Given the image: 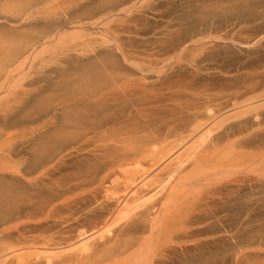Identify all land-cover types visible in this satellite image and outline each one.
<instances>
[{
  "label": "bare ground",
  "instance_id": "6f19581e",
  "mask_svg": "<svg viewBox=\"0 0 264 264\" xmlns=\"http://www.w3.org/2000/svg\"><path fill=\"white\" fill-rule=\"evenodd\" d=\"M6 1L4 0L3 3ZM28 1L29 0H27V2ZM66 1L33 0L28 3L26 2V4H21L22 9L18 8V5L21 3L18 1L19 3L17 2L18 5H16L15 8L16 10L18 8L21 13L18 10L15 12L13 9L11 11L9 8L14 7L11 3L12 6L10 4L8 5L10 7L0 3L2 5H0L1 7L4 6V8L7 7L11 12L14 11L12 19L18 18L19 20L20 16L22 19L23 15H27L26 13L29 12L30 19L28 18V15V17H24L28 18L29 22H35L34 19H36L37 22L42 20L46 23L47 20L44 21L42 19V17H45L44 19L48 18V20L51 21H48V23H54L52 21L53 19L56 18L57 21H60V18L63 16L64 19L65 17L67 18V25H70L71 27L74 26L73 30L69 29L70 31H67V25H63L66 22H63L62 24L60 21V26L58 25V22H56V25L59 27H65V30L60 32L56 25L54 26L52 24L54 27L50 28L49 24L46 23L45 25L47 27L42 24L43 27L45 26V30L42 27V30H44L42 31L41 28L37 29L38 26H40L37 24V28H35V26L33 28L29 27V25L33 24L28 25L25 21L27 19H25V25L27 24L30 32L25 28L22 19V21H19L22 26L17 22V26L19 25L18 27H21L22 30L17 27V32L16 30L10 32V30L14 29V26H16L15 21L14 28L11 24V27H8L11 29H6L7 31L4 30L5 32H8L6 33L8 35L11 33V37L9 36L10 38H13L11 41H9L10 38L8 35H2L3 31L0 32L1 39H4L1 35L7 37L4 41H0V93L1 97H6L5 99L4 97L0 99V102L4 100L10 101V98L13 96H17L16 98H18V96L21 97L20 100L16 99L19 102H22L21 100L24 101L26 98H30V90H25L27 85H38L39 87H36L35 89H37L39 93L43 92L45 86L43 84L40 86L39 83L43 82L44 84H47L50 79L47 78L49 80H46V77L44 78L43 75L37 76L41 72V70L39 72V69L45 70L50 62L52 63L54 59V61H56V58H58L59 55L63 57L64 53L67 56L69 52V56H67L69 58L70 51L74 52L75 56L77 52L80 51L81 53H79V55L77 54V56H79L78 59L81 60L82 56L80 55L84 53L81 50H86V48L91 47V44L98 42L106 47L108 44H112L113 47L115 46V48L121 52L124 61L132 64L134 69L139 72V75L134 73V69L131 71H124L125 69H122V71L120 70V72H118L119 69H115L114 63L112 62L113 57L111 58L110 54H106V56L103 55L105 57H100L103 53L87 49L88 51L90 50L93 52V55L95 56L91 59L96 61L91 63L93 60L90 61L89 58L88 60L90 62H88V65L84 63V66L82 65L83 67L81 66L82 61L81 64L79 62L80 65H78L82 69L79 68L77 70V67H75V70L80 73L78 72V74L76 72L75 74L74 72L73 76H76H74L75 79H73L74 77L71 78L73 79L72 81L69 79L72 74H70L71 70L67 69V72L69 70L70 75L68 74L69 76H67L66 74L65 76L69 77V82L65 76L62 77L63 79H58L59 81L61 80L59 82L61 87H64L63 90L61 89L62 91L59 89L60 95L59 92H57L59 91L57 88L52 91L54 94L51 93L52 86L48 87V89L50 88L49 93L53 94L51 99V94L48 95V98H43L45 94L43 92L42 99L34 94V97H39L38 101L36 102L37 98H34L33 102L35 101V103L31 104V102H29V104L30 106L35 105L33 108L36 109V112L33 108H29L28 113L32 109L33 114L31 111L30 116L32 114L33 116L36 115V117H28L29 114L27 115V112H25L26 115L24 113V117L22 118L21 115L20 118H18L21 113L17 115L18 117L14 116V118L11 115L14 121L17 118L19 119H17L15 123L19 121L18 127H20V132L17 131L18 133L16 132V135L15 132L14 135H11L10 133L8 135L7 133L9 131L6 133L7 129L3 128V125H0L3 130H6L5 132H2V134L4 133L8 135L6 137L0 132V138L1 136H3L2 138H4V136L6 137L2 140L3 142L0 141L1 144L5 143V141H9L7 143H10L9 146L11 147L12 136H15V138L18 137V140H20L17 141L16 139V141L12 142L13 144L14 142H20L19 149L16 148L18 146L14 148L13 145V148H6V150L14 149L17 152L12 151L11 153V151H7L6 153H3L1 149L2 152L0 153V160H2L0 171L9 173L8 175L12 177V180L14 178V180L18 181V185L15 184L14 186L0 182V264H156L155 260L158 257L163 256V258H165L163 254L164 251H166L167 255L172 252L169 251V253H167V250H170L169 247L172 248V245H169L168 243L172 244L175 238L178 241L181 240L178 235L184 237L186 233H190L185 231V233H181V236L179 230L184 227L186 230V225L188 224L190 226L189 228L187 226V228L190 229L192 223L191 220H193L191 219L193 218V216H191L192 213H196L198 209L199 211L203 210L198 206L200 205V202L196 205L197 200L201 199V195L206 196L207 199L211 194L217 196V194L222 192V194H224V199L222 200L224 201L239 199L242 195L244 197L242 191L245 188V185L243 186V184L247 185V181L245 182V180L249 179L250 182H259L260 179L264 178V75L261 80H255L256 82L253 80L250 82L252 78H256L253 75L252 78L249 76L251 79H248L249 83L247 82L245 85L243 84L244 86L241 81L240 83L242 86L240 84L237 86V83L234 84L233 82L232 85V83L227 82L230 78H228L229 80H227V78H219L220 81H225V85L221 86L219 88L220 90L215 92V94L212 93L211 90L216 88H212V84L209 83L210 86L206 83L202 90L199 91V87H197L198 90H194L195 93H191L194 97H190L191 95H189L190 98H186V96L183 95L186 98V101L188 102L189 100V102L182 105L177 103L174 104L176 100L180 99L178 97L180 94L178 93H185L186 90L189 89L184 88L185 90L182 91L180 89L177 93L178 99L173 100L176 94L175 96L172 95L173 93L170 94V89L169 91L167 90L170 87L167 88L168 85L166 87L162 85V90H165L163 89L164 86L167 88L165 92L167 93L168 91V94H170L167 99L161 98L164 96V91H159L162 94L161 97L159 96L161 94L153 92L160 97L161 101L165 99L166 102H173L174 105L168 107L170 112L175 111L177 114L174 112V117L167 116V120L164 119L166 117L160 118V121H158L159 119L154 120L153 117H159V114L161 115L162 111L163 113L165 112L164 114H166V112L169 113V109L162 110L159 107L161 104L162 106L165 104V100L161 102L158 100L159 98H157L154 102H161L160 105L157 104V106L159 105L157 108L158 111L161 109L159 114L157 110L152 111L157 112V114L154 113L155 115H151L153 114L152 112L150 113V116L146 115L147 112L145 114L146 109H144V107L149 105V102L152 103L154 101L153 98H155L152 97V100L151 97H147L152 101L145 100V98L143 99V97L148 96L145 95L146 93L151 92L145 88L146 81L143 85L140 84V81H144L143 78H145L142 74L146 73L149 68L146 69V71L142 69L140 64L135 62L137 60V54L135 51H131L132 49L130 50L128 46L127 48L124 47L119 35L126 32V29L123 30L124 32L121 30L120 32L122 33H120L118 29L108 26L110 22L113 21L112 18L115 17L113 12L115 10L117 11L119 7L125 6L124 8H120V11L123 13L127 12L128 14V11H131L134 7V3L132 2L131 4L132 0H96V8L94 7L95 9L93 10L92 7L89 11L88 9L84 10L86 12L74 11L67 14L66 12L68 9L69 11L70 9L73 10V5H69L70 8L66 9L67 11H64V7L60 9V12L66 14H63L62 16L60 14V17L57 16L58 12L55 9H59V6L62 4L66 5ZM82 1L84 2V0ZM82 1L79 0L78 2L81 3ZM11 2L15 1L12 0ZM67 3L73 4L72 2H69V0ZM127 3L131 5L129 6ZM77 4L79 5V3ZM140 4H138V7ZM37 5L40 8L37 7ZM40 5H43L44 7ZM46 5H51L48 9H52V11L47 10L49 11L48 13L44 11V15L42 16L41 14L43 13H41V7L46 8ZM79 6L77 8H79ZM1 7V14H11L9 13V10H6V12L1 11L4 9ZM86 7L88 8V6ZM86 7L84 8L86 9ZM33 9L38 10L40 13L39 16L37 14L38 12L35 13L36 11L34 12ZM62 9L63 11H61ZM30 10H33L35 13L32 12L33 15H35V18L32 14V16L30 15ZM16 13L18 14V17H15ZM49 13H53L51 14V18L48 15ZM97 14L101 15L97 16ZM0 16L2 17V15ZM36 16L39 18L41 17L39 21ZM1 17L0 21L1 19L3 21L7 19V17H4L5 19ZM32 17L33 20L31 19ZM63 17L61 19H63ZM12 19L11 21L10 19L8 20L12 23ZM90 19L93 21H88ZM85 20L90 23H85ZM84 25L92 28H97L98 26L104 28L99 37L97 36L100 39L96 40V37L93 36L94 33H89V29L87 30L88 33H86L85 30L88 27L84 29ZM3 26H5V24ZM1 28L2 30L5 29V27L0 26V31ZM67 28L70 27L67 26ZM33 29H36V33ZM24 30L28 33H24L23 35ZM37 30H40L43 33H40V31ZM19 31L22 34L19 33ZM12 33H14V37L12 36ZM17 33L19 35H17ZM209 36H207V38H209ZM85 37L91 39L87 40ZM202 39L197 40V42L201 41V46L204 45L202 44ZM199 42L197 44H199ZM195 43L196 41H193L192 44L195 45ZM209 49L210 48H208V50ZM87 50L85 55L88 52ZM74 54L71 55L74 57ZM88 54L90 53L88 52ZM99 54L100 56L97 57ZM65 55L64 57H66ZM61 56L59 58H62ZM72 56L69 58L70 62H64L65 68L69 66L67 63L73 65L72 63H74L75 59L72 62ZM96 57L97 59H95ZM66 58L64 59L66 60ZM100 58L102 59L97 61ZM58 60L59 59H57L56 62H58ZM77 63L75 66H77ZM36 64L38 65V73L36 72L37 75L34 71V68L37 67ZM52 64H54V62ZM168 64L169 63H167V65ZM148 65H145V67ZM165 67L166 66H164V68ZM50 69H52V67ZM150 69L148 71L153 73V71H156L158 68L154 69L151 67ZM30 70L32 74L34 71L36 77H33L35 75H32ZM44 70L42 72H46ZM53 70L54 69L47 71L52 72ZM72 71L74 70L72 69ZM63 72L65 73L66 71L64 70ZM159 72L160 70L157 73ZM30 74L32 77L31 79L28 78ZM135 75H138L139 77ZM211 75L209 76L212 78L207 80L213 79L214 74ZM214 79H217L215 75ZM235 80L236 79H234V81ZM25 81H27V83L23 84ZM65 81L67 83H65ZM63 82L66 85H64ZM226 82L232 86L226 85ZM49 83L51 84V82H48V84ZM56 83H58V81L53 84ZM243 83H245V81ZM59 84H56L58 88L60 87ZM217 84H215V86H218ZM219 85L222 84L220 83ZM209 86L211 90L207 89ZM158 87L154 88L157 93L158 90H161L158 89ZM201 87L202 85L200 88ZM172 88L173 87H171V90ZM47 91L48 90H46V92ZM54 91L58 95H56ZM172 91L174 92V90ZM3 93L6 94L2 95ZM39 93L37 92V94ZM154 93L152 94L153 96ZM139 94H141L140 96L143 94L142 99ZM9 95L13 96L9 97ZM171 95L174 97H170ZM116 96L124 98L119 99L123 102H119H121L120 104L124 103L125 106L121 105L120 107V105L116 103L118 100H115ZM7 97H9V99ZM22 97L26 98L24 99ZM114 97V101L119 109V111L117 110L118 115L120 114V109H123L122 107L125 108L128 103L133 109L130 108V106H127V110L130 108L131 111H126L125 108V112H123L128 113H126L125 116H122L124 113L121 112L122 117L115 114L117 113V106L115 105V109L113 107V104L115 103L111 105L113 108L110 106L111 111H105L106 113L102 111L101 108L105 107L107 102L109 106L112 103L109 104V101H113L111 99ZM143 100L146 102L144 103ZM15 102L13 101L12 103L14 104ZM24 102H22L24 104H22V106L21 103H19L22 108L18 106V103H16L17 105L11 104L12 107L8 102V104H5L4 102L3 104L6 106L10 105V107L7 106L9 109L11 108L10 110H12L14 106H18L26 111L25 109H28L26 107L28 104H26L27 102ZM46 102L47 105L45 104ZM99 104H101L102 107ZM5 105H3V108L6 107ZM157 106H152V108L156 109ZM177 107H179L180 110ZM6 108L1 110L4 111V114L1 112L0 119L7 113L6 111L9 113L10 110L7 108L8 110L5 111ZM16 109L13 111L14 113L18 110ZM108 109L106 108L105 110ZM112 109L115 110L113 116L111 114L113 112ZM13 112H11V114ZM107 112H111V116L108 115ZM6 115L4 116L6 119L3 118V120H7ZM115 115L118 117H115ZM149 117L153 119H150ZM168 117L171 119L169 120ZM8 120H10V117ZM8 120L7 122H9ZM1 122L3 123V121ZM15 123L14 125L16 126L17 124ZM3 124L6 126V122ZM28 124H32L31 128L29 127V130L26 128ZM33 124H37V128L32 127ZM12 125L6 127L10 129ZM0 147L2 148V146ZM86 153H88V156L94 154L96 157L100 154V157L97 158L98 162L95 159L96 157H94L96 161H93L92 157L90 165L94 164L93 166L91 165L90 167L89 164L86 165L84 160V163H82L81 156L83 155L84 157H82L85 159L87 157ZM76 158L81 160H79L80 163H73L74 161L78 162ZM69 162L74 164V172L77 173V176L70 181L71 185L69 184V187L66 188L67 190L64 189L63 192L62 190H58V192L60 191L61 193L60 195L59 193H55L57 192V189L52 190L51 188L50 191L49 184L46 185L48 183L46 181L50 180V177L55 174L57 169H61L62 165L70 164ZM1 173L4 175L3 172ZM249 175L253 177L251 178ZM229 183H234L233 185L236 184L235 188L233 186V189L235 190L231 189L232 186L228 187L233 192L226 188ZM209 186H213L212 189L215 192ZM253 186L257 187L255 185ZM209 188L213 191L212 193L209 191L211 194H205L209 192L201 194L202 190L206 191V189ZM26 189H28L27 191H34V193H31L32 195H30V192H27ZM44 189L46 190L44 191ZM225 189L229 190L230 194H228L229 191H226ZM49 191L51 193L53 192L52 194L55 193V195L59 196H51L48 194ZM223 191H225V193H223ZM36 192H39V194H36ZM43 192L44 195L40 194ZM73 192L78 194L76 195L74 193L79 197V200L64 199L66 193L69 195V193L72 194ZM222 194L220 196L221 198ZM42 195L44 196V199L40 198ZM47 195H49V198ZM61 195L65 196L63 197L64 200H58ZM233 195L234 197H232ZM86 196H88L90 200ZM213 197L215 198V196ZM220 197L218 196L219 200H221ZM82 198L85 199L83 200ZM212 199L209 198L211 202ZM204 201L206 200L204 199ZM204 201L202 200L201 202L204 204ZM208 201L205 202L206 205H202V203L201 205L206 206L207 209H212L211 207H213L212 205L214 204V201L212 202V205ZM208 203L211 207H209L210 205ZM203 211L204 214L209 212H205L206 210ZM195 213L194 216L197 218L198 216H196ZM201 214L202 211L200 215ZM196 218L193 220L194 223L197 224L200 220L199 224H201L202 219L199 218V220L196 221ZM187 220L191 222L188 223ZM195 224H192V231L188 230L191 231L190 234L195 235L199 232H193ZM199 227L200 225L198 228ZM205 230H207L206 227L204 230L201 229L200 233ZM174 231L176 233L178 231L179 233L176 234ZM182 231L184 230H181V232ZM172 233L176 234H174L175 236L173 235L175 238L171 235ZM188 238H191V235ZM176 240L175 245L177 244ZM183 240L184 239H182V241ZM182 241L180 243L183 245ZM186 241L188 242V240ZM186 241L185 243H187ZM184 247L186 248V246ZM165 248L168 249L165 250ZM175 248L176 247H173L174 250ZM172 254L174 253L172 252ZM161 257L160 259H162ZM166 258L163 260H166ZM157 260L159 261V258ZM157 263L161 264L160 261Z\"/></svg>",
  "mask_w": 264,
  "mask_h": 264
},
{
  "label": "rangeland",
  "instance_id": "374dc122",
  "mask_svg": "<svg viewBox=\"0 0 264 264\" xmlns=\"http://www.w3.org/2000/svg\"><path fill=\"white\" fill-rule=\"evenodd\" d=\"M3 1L4 0H0V3L2 5L5 4V6H7V7H10V6H8L10 3L13 4L14 7L13 8L10 7L9 9L11 11L13 9L15 12L17 10L19 11V9H22L23 3L26 4V2H27V0H13V1L16 2V4H15V2H11L12 0H10V1H8V0L6 1L5 0L6 2H4V3H3ZM18 1L21 2L19 4L20 6L17 4ZM29 1L31 2L33 0H29ZM60 1H66V0H60ZM67 1L65 2L66 5L62 4V5L59 6L60 7L59 9L58 8L55 9L58 12L57 16L60 17V14L62 16L63 14L72 13L74 11H80V12L82 11L83 12L84 10H87V9L89 11V10H91L92 7H93L92 10L96 8V6H95L96 0H84L85 3L82 0H81L82 1L81 3L78 2L79 0L78 1L77 0L76 1L69 0V2H72L73 4H70V3L68 4ZM141 1L142 0H132L131 4L133 2L134 3V7L131 9V11H128V14H127V12L123 13L122 11H120V8H124L125 6L119 7L117 9V11L115 10L113 12L115 17L112 18L113 21L110 22V24L108 26L113 27L114 29H118L119 32L121 30H122V32H124L123 30L126 29L125 30L126 32H124V33L120 32V33H122V34L119 35L120 39L122 40V43H123L124 47L127 48V46H128L130 50L132 49L131 51H133V52L135 51V53L137 54L136 55L137 60L135 62L140 64L142 69H144L146 71V69H148V68L150 69L151 67H153L154 69L158 68L156 70L157 72L160 70L161 73L160 72L157 73L153 69L154 71L152 73V72L148 71L149 70L148 69L146 73L142 74L143 77L145 76V78L142 77L144 81H140V84L143 85L144 82L146 81L145 82L146 86L145 85L144 86L149 92L150 91L151 92L154 91L156 94H161L160 92L164 91L163 92L164 96H162V94L159 95V96L160 97L162 96L161 98H165V99H167V97H169V95L171 93H173L172 95H174V96L176 94L175 97L172 96V95L170 97H172V98L174 97L173 100L174 99H178V97H179L180 98V99H178L179 101L176 100L177 102L175 101L174 104L177 103V104H181L182 105V104H185V103L187 104L189 102L188 99H187L188 102L186 101V98L194 97V96L191 95V93L192 92L195 93L194 90H198L197 87H199V91H200V90H202V88H204L206 83H208V84L210 83V84H212V86L210 84L209 85L212 88L213 87L216 88V89H212V90L210 89V86L207 88V89H210L212 91V93L215 94V92L220 90L219 88L221 86L225 85V83H224L225 81L221 80V81H223V82H221L219 80V78H227V80H229L228 78H230V80L227 81V82L232 83V85H233V82H234V84L237 83L236 84L237 86H239V84L241 85V83H242V85L243 84L245 85L247 82L249 83L248 79H251L253 76L256 79L252 78L250 80V82L252 80L253 81H255V80L258 81L257 79L261 80L263 78V75H264V0H148V1L147 0H143L142 2ZM76 2L79 3L80 6ZM234 2H235V4H234ZM6 3H7V5H6ZM86 4H88V5H86ZM127 4L129 5V3H127ZM138 4H140L141 6L139 5V7H138ZM16 5H18V8H19V9L17 8V10L15 8ZM43 5H45V4H43ZM43 5H40V6H43ZM69 5H71V6L73 5L72 6L73 8L71 7L73 10L70 9V11H69V9H68V8H70ZM85 5L88 6V8ZM128 5H126V6H128ZM25 6H23V7H25ZM78 6H79V8H77ZM7 7L6 8H4V6L1 7V8H4L1 11L6 12V10H9ZM37 7H39V6L37 5ZM43 7H41L42 10L39 9L40 7L38 8L39 10H41V13H43L44 11H46L47 13L49 11H52V9L51 10L48 9V8L51 7V5L50 6L46 5V8H43ZM84 7H86V9ZM61 8H63L64 11L66 9H68V11L66 10L67 11L66 13H62V12H60ZM63 9L61 11H63ZM33 10L32 11L30 10V12H31L30 15L31 14L33 15V13L35 11H36L35 13L38 12V10H34V12H33ZM47 10H49V11H47ZM11 11L9 13H11L12 15L11 14L7 15L6 13L5 14H1L0 13V15H2V17L0 16L1 18L7 17V19L4 18L5 19L4 21L2 19L0 21V24H1L0 26L1 27H5V29H3V30L1 28L0 32L3 31L2 35L5 34V36L8 35V34H6L8 32H5L4 30L11 29V28H8V27H11V24H12V27H13L15 22H16L15 23L16 26H14L15 28L13 27L14 29L10 30V32H13V30H16V32H17L18 31L17 27L21 23L19 21H22V19H23V22H24L23 24H24L25 28L28 31H30V29H28L29 27L33 28L35 26V28H37L36 27L37 25H40V26H38L37 29L41 28V30H42L43 25H45L46 23H48V21H50V20H48V18L44 19L45 17H42V19L44 21L47 20L46 23L43 22L42 20L41 21L43 23L41 21H39L40 18H41V17L40 18L38 17L39 14H40L39 12L37 13L38 16H36V18L38 17V21L40 22V24H39V22H37L36 19H34L35 22H32L31 20H30L31 22H29V20H28V18L30 19V16L28 14L29 12L26 13L29 17L24 14L22 19H21L20 15H19L20 16L19 20H18V18L12 19V16H14L13 15L14 11L13 12H11ZM19 12L21 13V11H19ZM84 12H86V11H84ZM129 12H130V15H129ZM51 14H53V13H49L48 14L50 16V18L52 16ZM41 15L43 16L44 13L41 14ZM48 15H47V17H48ZM98 15H101V14H97V16ZM34 16L35 15H33V17ZM15 17H18L17 13H16ZM24 17H28V18H24ZM33 17L31 18L32 20H33ZM61 18H60V21L62 22V24H63V22L67 21L66 17H65V19H64V17H63V19H61ZM8 19H10V21L12 19V23ZM25 19H27V20H25ZM24 20L26 21V23L28 25L29 24H33V25H29V27H28L27 24L25 25V21ZM54 20H56V18L52 20L55 24L54 23H48L50 28L51 27L53 28L57 24L56 22H58V25H59L60 21H57V20L54 21ZM88 21L92 22L93 20L91 21V19H90ZM88 21L85 20L84 22L85 23L86 22L90 23ZM17 22H19L18 26H17V24H18ZM67 22L64 23L63 25H67L68 24ZM4 24H5V26H3ZM58 25H56L58 27V28L56 27L58 29V31L62 32L63 30H65L64 26H63L64 27L63 28V27H59L60 25L59 26ZM6 26H7V28H6ZM20 26H22V24ZM67 26L70 27V28H67ZM67 26H66L67 31H70L69 29L73 30L74 26H72V27L70 25H67ZM86 27H88V26L86 25L84 29H86ZM18 28H20V30H22L21 27H18ZM103 29L104 28H102L100 26H98L97 28L96 27H94V28L88 27L85 31H86V33H88V31H90L89 33L92 32V33L96 34V35L93 34V36L96 37V40H99L100 38H98V37L102 33ZM25 30L23 32V35H24V33H26ZM33 30H35L34 32L36 33V29H33ZM33 30H32V33H33ZM44 30H45V28H44ZM44 30H42V31H44ZM37 31H40V30H37ZM14 33H15V31H14ZM14 33H12V36H13ZM19 33H21V32L19 31ZM40 33H43V32L40 31ZM10 34L11 33H9L8 37L10 36ZM2 35H1V37H3L4 39L7 38V37L2 36ZM15 35H16V33H15ZM17 35H19V34L17 33ZM209 35L211 37H213V38H211ZM207 36H209V38H207ZM88 37H85V38H87V40H90L92 38L90 36L91 38L88 39ZM4 39L0 38V41L1 40L4 41ZM12 39L13 38H10L9 41H11ZM199 39H202V44H204L205 46L204 45L201 46V41L200 42L198 41L199 44H197L198 43L197 40H199ZM208 39H210V40H208ZM6 41H7V39H6ZM193 41H196L195 45L192 44ZM173 44H174V46H173ZM199 46L201 47V49H200ZM95 47L97 48V50H96ZM162 48H164V49H162ZM185 48H187V49H185ZM194 48H198V49H194ZM203 48L206 49V50H204ZM208 48H210V49L208 50ZM87 49H90L91 51L95 50L97 52L103 53V54H101L102 56H100V54H99V55H97V57L98 56L105 57L106 54H110L111 56L110 55H107V56H110L111 58L113 57L112 58V62L114 63L115 69H117V70L119 69L118 72H120V70L122 71V69L123 70L125 69L124 71H129V70L131 71V70L134 69V66L132 64L126 63V61H124L121 52L119 50H117L115 48V46L113 47L112 44L111 45L108 44L107 47H106V46H102L98 42V43L91 44V47L86 48V50ZM183 49H185V50H183ZM86 50H81L82 52H84L83 54L80 55V56H82L81 60L78 59L79 56H77V54L79 55V53H81L80 51L77 52L76 56H75L74 52L70 51V57L69 58H71V56H72L71 54H74V57L72 56L71 61L73 62L74 59H75V61H74V63H72L73 65L67 63L69 66L65 65V66H67L66 68L64 67V62L65 61L66 62H68V61L70 62V59L67 57V56H69V52H68L67 56L65 55V53L63 54V57H64V55L67 57V58L64 57V58H66V60L61 55H59V57L61 56L63 58V60H62V58H59V57L56 58V61H57V59L60 60V62L58 60V62H59L58 63V62L54 61L55 60L54 59L53 60L54 64H52L53 62L52 63L50 62L47 65L48 67H46L45 70L43 69L46 72H42L43 70L39 69V72H40V70H41V72L38 75H37V73H38V71H37L38 65L36 64L37 67L34 66L35 67L34 71H35V73L37 72L36 75L37 76H40V75L42 76L43 75L44 78L46 77V80L50 79L48 82H51V84L50 83L48 84V82H47V84L46 83L44 84L43 82L39 83L40 86H42V84L45 86V90L43 91L45 94L43 92L39 93V91L37 89H35L36 87H39L38 85L37 86H35V85H33V86L29 85L28 86L27 84H26L27 86L25 85L26 86L25 90H27V91L30 90V92L32 93V95H31V93H29L31 101H30V98H28V99L26 98L27 96L26 97H22L24 99L26 98L24 101H26L27 103L24 102L23 100H21V101L26 103V104H28L26 106L28 109H25L26 111L21 109L22 108L21 106H22L23 103L18 101L21 98L19 96H18V98H16L17 96L9 95V97L13 96L12 98H10L11 100L13 99L12 102L13 101L15 102V100L18 99V100H16V102L14 104H16L18 102L21 103V106L18 103V106H20L21 108L18 107V106L17 107L14 106L15 109L16 108L18 109V110L16 109L18 111V112L15 111L16 113L13 112L15 110L14 107L12 108V110H10L11 108L10 109L8 108V107H10L11 104L14 105L11 102V100L10 101L9 100L8 101H5V100L2 101L1 100L2 102H0L1 103V106H0V117H1V114L4 112V111H1V110L6 108L8 105L6 106L5 104H8V103L10 105L7 108L11 112H13L15 114V115L13 113L11 114L10 111L8 113V111H6L8 109L7 108L5 109V111L8 113V114L6 113L7 115L5 114L7 116V120L9 119V117H10V120H8L9 122H7V120H5L6 118L4 117L5 115L2 116L3 118H5L4 120H3V118L0 119V123H1L0 125H3V128L7 129V131L3 130L2 126H0V129L2 130V131L0 130L1 134H2V132H5V131H6V133L9 131L7 133L8 135H9V133L11 135H14V132H15V135H16L18 132H20V130H19L20 127H18V122L19 121H17L16 123H15V121L18 118H20V115H21V118L24 117V113L25 112H27V115L29 114L28 117H30V118L36 117L35 113H34L35 116L32 115L33 114V110L34 111L36 110V109L33 108V107H35V105H33V106L31 105L32 106L31 107L30 104H29V102H31V104L35 103V101L33 102V99L34 98L36 99L37 97L36 96L34 97V94L38 95L40 97V99H42L43 94H44L43 98H48V95L53 93L52 91L55 88H57L58 90L59 89L63 90L64 87H61V85L59 84V82L61 80L59 81L58 79H61L66 74H67V76H69L71 73H72L71 74L72 77H71V75H70V78L66 77V76L65 77L67 79L69 78L71 81L73 79H75L74 76H76V75L73 76L74 72H75V74H76V72L77 73L79 72V71L75 70V67H77V70L79 68L82 69L81 67H79V65L81 64V61H82L81 66L82 65L84 66V63H86L88 65V62H90L92 60L93 61L91 63H94L96 60L94 61V59H91V58H94L95 55H93V52H91L90 50L89 51L87 50L90 54H88V52H87V54L85 55ZM103 55H105V56H103ZM178 55L181 56V57H179ZM97 57L95 59H97ZM89 58H90V61L88 60ZM101 59L102 58H100L97 61H100ZM76 60H78V61H76ZM162 60H164V61H162ZM35 62L38 63L37 61H35ZM62 62H63V65H62ZM79 62H80V64H79ZM76 63H77V66H75ZM96 63H98V62H96ZM167 63H169V64L167 65ZM58 64H59V67H58ZM49 65L52 67V69H54L53 70L54 72L53 71L52 72L47 71V70H52V69H50L51 67ZM145 65H148V66L145 67ZM160 66H163V67H160ZM164 66H166V67L164 68ZM85 67H86V65H85ZM143 67H145V68H143ZM159 67H160V69H159ZM62 69H63V71L65 70L66 72L64 73L62 71ZM67 69H69L71 71L73 69L74 71H72V72L70 71V74H69V70L67 72ZM58 70H59V72H58ZM34 71H33V74H34ZM134 71H132V72H134V73L139 75V72L136 71V69H134ZM30 73H31V70H30ZM31 74H30V76H28V78H30V79L32 78ZM211 74H214L215 77H217V79H214V75H213V79L207 80L209 78H212V77L209 76ZM217 74H220V75H217ZM224 74H227V75H224ZM260 74H261L262 77L260 76ZM36 75L33 76V77H36ZM138 75H135V76L139 77ZM249 76H251V78ZM47 78H49V79H47ZM71 78H73V79H71ZM55 79H56V81H58V83H56V84L57 85L59 84V86H60L59 88L56 86V84H53V83L56 82ZM69 79L67 80L68 82H69ZM234 79H236V80L234 81ZM240 81H241V83H240ZM244 81H245V83H243ZM227 82H226V85L232 86L231 84H229ZM25 83H27V81H25L23 84H25ZM65 83H67V82L65 81ZM65 83L63 82L64 85H66ZM220 83L222 85H219ZM215 84H217L218 86H215ZM64 85H62V86H64ZM151 85L154 86V87H152ZM156 85H157V87L159 86L158 89H161V90H162V88H161L162 85H164L165 87L168 85L167 88L168 87H170V88L167 89V88H165L163 86V89H165V90L167 89L168 91L170 89V91H169L170 94H168L169 93L168 91L166 93L165 90H162V91L158 90V93H157V91H155L156 89L154 90V88H157ZM201 85H202V87L200 88ZM48 87H51V93H49L50 92V88L48 89ZM171 87H173L172 90H174V92L171 90ZM184 88L189 89V90H186V92H185L188 95H186L184 92L183 93L181 92L182 94L178 93L180 89H181V91L185 90ZM46 90H48L47 91L48 93L46 92ZM60 90L59 91L56 90L57 92H59V95H60ZM191 90H193V91H191ZM36 91L39 94H37ZM150 93H146L145 95H148L146 97H143L144 93L142 94V96H140L141 94H139L141 99H142V97H143V99L145 98V100H149V101H152L154 99V101L152 103L151 102H149L150 104L147 103L149 105L145 104L146 107H144V109H146L145 110V114L147 112V114H146L147 116L148 115L150 116V113L153 110H157V112L159 114V112H161L160 111L161 109L162 110L169 109V107H171V105H174L173 102L171 103V102L167 101V102H169V103H167L165 99H164L165 101L162 99L164 101V103H165L162 106L161 102H163V101L160 100V97L157 96L155 93H154V96L152 95L153 93H151V94ZM177 93L180 94L181 96L179 95L177 97ZM4 94H6V93H3L2 95H4ZM29 94H28V96H29ZM53 94L50 95V99H51V97H53ZM55 94H56V92H55ZM56 95H58V94H56ZM183 95L186 96V98ZM189 95H191V96L189 97ZM7 96H8V94H7ZM45 96H47V97H45ZM3 97L4 96L1 97V93H0V99H2ZM9 97H7V98L9 99ZM147 97H151V99H152V97H155L156 99L153 98L152 100H150V98L148 99ZM5 98L6 97H4V99ZM38 98L36 99V102L38 101ZM157 98H159L158 100L161 101L160 103H154L157 100ZM114 99H115V97L111 99L113 101H109V104L112 102L109 106H108V102L105 104V107L107 109L110 108L108 110H105L106 109L105 107H103L104 108V110H103V108H101L102 107L101 104H99L101 106L100 107L101 110L104 111V112L105 111H111V107H112L111 105L113 103H115ZM119 99H124V98H121V96L120 97L116 96L115 100L118 101V102L116 101V103H118L120 105V107H121V105L125 106L124 103L120 104L123 101H121ZM134 99H135V97H134ZM145 100H143L144 103L146 102ZM119 101H121V102H119ZM184 101H186V102H184ZM3 102L5 104H3ZM124 102H125V100H124ZM116 103L113 104L114 109H115V105L117 106ZM45 104L47 105V102ZM154 104H156V105H154ZM157 104H159V105L161 104L160 106L158 105L161 108L159 111L157 109L158 108ZM3 105H5L6 107L3 108ZM12 105H11V107H12ZM151 105L153 107L157 106L156 109H153ZM127 106L128 107L130 106L129 103L125 107L126 111H128V110L131 111L130 108H132V107L130 106V108L127 110ZM149 106H151V107H149ZM165 107H167V108H165ZM29 108H33V110L31 109V111H32L31 116H33V117L30 116L31 111L28 113ZM122 108L123 109H120V112H119L120 114L119 115H118V112H117V110L119 111L118 106H117V109H116L117 113H115L114 109H112V111H113L112 113L111 112H109V113L107 112V113L110 116H111V114L113 116V114L115 113V114H117L120 117L121 114H122L121 112H123V111L125 112V108L124 107H122ZM150 108H151V110H150ZM177 108L179 109V107H177ZM22 111H24V112H22ZM165 111H167V110H165ZM157 112L154 111V112H152L153 114H151V115H155L154 113L157 114ZM172 112H170V109H169V113L166 112V114H164L165 112L163 113V111H162L161 112L162 116L159 114V117L158 116H154L153 118H154V120H158L159 119L158 121H160V118L166 117L164 119L167 120V116L174 117V115L177 114L175 111H172ZM174 112H175V114H174ZM19 113H21V114H19ZM126 113H128V112H126ZM126 113H124V115L122 114V116H125ZM18 114H19V117L17 116ZM172 114H173V116H172ZM11 115L13 116V118H14V116H16L18 118L14 121V119L11 117ZM25 115H26V113H25ZM117 115H115V117H118ZM151 117H149V118L153 119ZM168 119L170 120L171 118L168 117ZM11 120H12V122H11ZM1 121H3V123L6 122V126L9 125L8 127H10V125L13 124L12 125L13 128L12 127L10 129L7 128L6 126H4V124ZM8 123H10V124H8ZM14 123L17 124V125L15 126ZM31 125L32 124H28V126H26V128H28L27 130H29L31 128ZM34 125H36V126H34ZM32 127H36L37 128V124H33ZM4 135L6 137L8 136L6 134H4ZM5 136H4V138H6ZM2 137L3 136H1V138H0L1 142H3L2 140H4V138H2ZM12 137H13L12 142L16 141V139H17V141H20V140H18L19 139L18 137L17 138H15V136H12ZM1 142H0V146H2V148L0 147V153L2 151H3V153H6L7 151L8 152L11 151V153H12V151H16L14 149L6 150V148L10 147L9 146L10 143H7L9 141H5L6 144L5 143L1 144ZM12 142H11V147L10 148H13V147L15 148L16 146H18L16 148L19 149V147H20L19 143L20 142H18V143L14 142L15 146H14V144ZM16 144H18V145H16ZM12 145H13V147H12ZM1 149H2V151H1ZM4 150H5V152H4ZM13 153H15V152H13ZM83 153H85V152H83ZM79 154H81V153H79ZM86 154H87V157L85 158L86 160L83 158L84 157L83 155H82L83 157L81 156L82 163L85 162L86 165H88V164L90 165L92 157H93V159H92L93 161L96 159L97 162H98L97 158L100 157L99 153H97V154H99V156L97 155L98 157H96V155L94 156V154H90L89 156H88V153H86ZM94 157H96V158L94 159ZM80 159L76 158V160H78V162L77 161H74V162L72 161V162L73 163L76 162L75 164L80 163L79 162ZM15 160H16V158H15ZM83 160H84V162H83ZM88 160H89V162H88ZM0 161H1L0 162V164H1L2 160H0ZM72 162H69L70 164H65L67 166L62 165L61 166L62 168L61 169L59 168L60 170L59 169L56 170V172L54 174L55 176L52 175L50 177V180L48 179L49 181H46L48 183L47 184L45 183V184L46 185L49 184V187H50L49 190L50 191H51V188H52V190L53 189L54 190L57 189V192H55V191L54 192L57 193V194L59 193V195H60L61 194L60 193L61 190L63 192L64 189L69 187V184L71 185L70 181L75 176H77V173L74 172L75 171L74 170L75 167L73 166L74 164ZM91 165L93 166L94 164H91ZM91 165H90V167H91ZM70 167H72V168H70ZM1 172H3L4 175H2ZM8 174L9 173H6L4 171H0V182H4L5 184L11 185V186L12 185L14 186L15 184L18 185V183H17L18 181L14 180V178L12 180V177H10ZM5 175H7V176H5ZM249 177L252 178L253 176L249 175ZM246 181H247V185L243 184V186L245 185L244 186L245 188L242 191V193L244 194V197H243V195L240 197V198L243 197L242 199H240V198L238 199L237 198V199H234V200H225L224 201V200H222V199H224L223 198L224 194H222V192L220 194H217V196L215 194H211L214 191L212 189L213 186L212 187L209 186L213 191H211L210 188L206 189V191L202 190L201 194L205 193V192H209V191L211 192V193L209 192V193H205V194L206 195L207 194L208 195L209 194L212 195V196L209 195L210 196L209 198L210 199L213 198L212 202L214 201V204L212 205V202H211V200H209V198L206 199V196H204V195L202 196L200 194L201 195L200 196L201 199L197 200V204L196 205H198V203L200 202V205H198V206H200L203 210H206L205 212H207V211H209L210 208L207 209L206 206H202V205H204V204L206 205L205 202L209 200L208 202H210L211 205L213 206V207H211V205L209 203L208 204L210 206L207 205V206L212 208L209 211L210 213L208 212L207 214L206 213L204 214L203 210L199 211V209L197 208L198 209L197 212L196 213L194 212V213L198 217L196 218L194 216V213H192L191 216H193V218H191V219L195 220L194 218H196L197 219L196 221H198L199 218H201L202 219V221H201L202 223L199 224L200 223V220H199V223H197L195 221L197 223V224H195L193 220L188 219V220L192 221L191 228L188 229L189 226H190L188 224V225H186V230H185V227L183 229L179 230L180 231V235H181V233H185V231L191 233L192 224H195V228L193 226V228H194L193 232L199 231V232H197L198 235L195 234L197 237L195 235H193V234L186 233L188 235L185 234V236H184L185 238L184 237H180L178 235V237L181 238V240L178 241V240H176V238L174 236L177 233H179V232L177 231V233H176L174 231L176 234L175 233L171 234L172 236L175 234L173 236V238H175L173 240L174 242H172V244L168 243L169 245H172V248L169 247L170 250H167L168 248H165V250H167V253H169V251L170 252L172 251L174 254H172V252H171V253H169V255H167L166 251H164V253H163L164 257L166 258V256H167V258H169V259L166 258V260H163L165 258H163V256L162 257L160 256L162 258V259H160V257H158L160 263L161 264H170V263L171 264H264V178L260 179L259 182H255V181L250 182L249 179L245 180V182ZM52 184H54V185H52ZM233 184L234 183H232V184L229 183V185L227 184L226 188H228L229 186L230 187L232 186L231 189L235 190V189H233V186L235 188L236 184L235 185H233ZM252 184L257 186V187H254ZM251 185H252V188H251ZM18 187H20V186H18ZM47 187H45V188H47ZM53 187H55V188H53ZM228 189L230 190V188H228ZM27 190L28 189H26V191ZM45 190L46 189H44V191ZM58 190H60V191L58 192ZM225 190L229 191L227 189H225ZM232 190H230V191H232ZM42 191H43V189H42ZM47 191H48V189H47ZM50 191H49V193L47 192L49 195H51V196L54 195L56 197L59 196V195L58 196L55 195V193L52 194L53 192L51 193ZM230 191H229V193L228 192L227 193L230 194ZM27 192H30L29 193L30 195H32L34 193V191L33 192L32 191H27ZM74 193L76 194V192H73L72 194L69 193V195L66 193L65 194L66 197L64 195H61L58 200H64V199L65 200L66 199L67 200H75V199L79 200V197L76 196L78 194L75 195ZM223 193H225V191H223ZM29 194H27V195L30 196ZM36 194H39V192L38 193L36 192ZM40 194L44 195V192L40 193ZM45 194H46V192H45ZM221 194H222V198L220 197ZM49 195H47L48 198H49ZM42 196L40 198L44 199V196H43V198H42ZM213 196H215V198L217 197L216 200H215V198ZM218 196L220 197L221 200H219ZM63 197H65V198L63 199ZM82 197H83V195H82ZM86 197L88 198V196H86ZM202 197L206 201H204V199ZM232 197H234V195ZM48 198H46V199H48ZM82 199H80V200H82ZM98 199H101V198H98ZM255 199H257V200H255ZM202 200L204 201V204L201 202ZM221 201H223V202H221ZM201 203H202V205H201ZM211 210H212V212H211ZM195 211H196V209H195ZM198 211H199V213H198ZM201 211H202V214L200 215ZM214 216H216V217H214ZM202 217L204 218V220H203ZM211 217H212L213 220L211 219ZM187 221H186V223H187ZM190 222L188 221V223H190ZM198 224L200 225L201 228L200 227L198 228V226H199ZM187 226H188V228H187ZM205 227H206L207 230L201 231V233H200V230L201 229L204 230ZM240 227H241V229H240ZM181 230H184V231L181 232ZM188 230H191V231H188ZM189 234L191 235V238H188V237H190ZM182 239H184V240L182 241ZM175 240L177 242L176 245H175ZM186 240H188V242ZM181 241L183 242V245L186 244V245H184V246H186V248L180 243ZM185 241L187 243H185ZM168 244H167V247H168ZM165 247H166V245H165ZM173 247H176L175 250L173 249ZM171 249H173V250H171ZM165 254H166V256H165ZM157 259L155 260L156 264H159V263H157V262H159ZM161 260H162V262H161ZM168 260L170 261V263H169ZM155 261H154V263H155ZM163 262H165V263H163Z\"/></svg>",
  "mask_w": 264,
  "mask_h": 264
}]
</instances>
